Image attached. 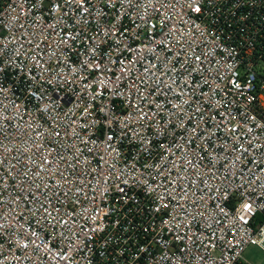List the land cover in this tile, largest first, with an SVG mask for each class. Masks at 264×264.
<instances>
[{"label": "built area", "instance_id": "obj_1", "mask_svg": "<svg viewBox=\"0 0 264 264\" xmlns=\"http://www.w3.org/2000/svg\"><path fill=\"white\" fill-rule=\"evenodd\" d=\"M251 245L264 0H0V264H251Z\"/></svg>", "mask_w": 264, "mask_h": 264}, {"label": "rangeland", "instance_id": "obj_2", "mask_svg": "<svg viewBox=\"0 0 264 264\" xmlns=\"http://www.w3.org/2000/svg\"><path fill=\"white\" fill-rule=\"evenodd\" d=\"M244 258L251 264H264V252L258 246H249Z\"/></svg>", "mask_w": 264, "mask_h": 264}, {"label": "snow or ice", "instance_id": "obj_3", "mask_svg": "<svg viewBox=\"0 0 264 264\" xmlns=\"http://www.w3.org/2000/svg\"><path fill=\"white\" fill-rule=\"evenodd\" d=\"M250 207V205H245V211H247Z\"/></svg>", "mask_w": 264, "mask_h": 264}, {"label": "trees", "instance_id": "obj_4", "mask_svg": "<svg viewBox=\"0 0 264 264\" xmlns=\"http://www.w3.org/2000/svg\"><path fill=\"white\" fill-rule=\"evenodd\" d=\"M258 220H259L260 222H263V219H261V218H258Z\"/></svg>", "mask_w": 264, "mask_h": 264}]
</instances>
